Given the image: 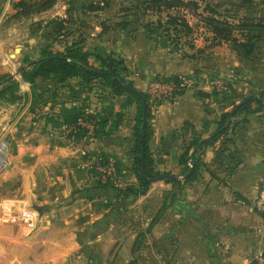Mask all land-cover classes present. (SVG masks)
I'll return each mask as SVG.
<instances>
[{"label": "crops", "instance_id": "1", "mask_svg": "<svg viewBox=\"0 0 264 264\" xmlns=\"http://www.w3.org/2000/svg\"><path fill=\"white\" fill-rule=\"evenodd\" d=\"M12 1L0 0V36L4 28H18L5 24L16 14ZM199 32V37L194 36L198 37L196 49L186 50L195 59L156 45L143 28V44L136 45L140 47L136 51L129 46L134 38H124L115 48L101 44L96 48L124 58L131 71L129 79L140 92L148 93L149 83L158 76L187 77L192 82L201 72L206 75L204 68L219 69L217 58L212 56L214 64L206 66L201 57L226 44L211 47L205 41L206 31ZM101 33L104 36V28ZM3 41L0 38V46ZM235 65L232 76L237 84L264 96V54L244 64L237 60ZM5 71L0 68V76ZM11 75L20 82L23 99L0 107V149L4 151L0 155V264H264V211L256 205L264 190L261 114L238 120L235 142L224 145L220 162L216 152L221 142L207 148L199 176L187 183L180 175L182 141L172 136L191 123L197 134L208 138L229 108L212 97L196 96L198 91L211 93L209 88L187 90L157 111L153 107L150 156L157 171L181 180L153 182L146 195L118 202L117 191L105 187L107 182L94 171L100 156L114 157L116 186L139 183L134 171L135 106L124 110L123 123L110 136L74 141L68 135L56 136L64 128L55 129L45 119L59 112V103L79 104L72 100L69 88L58 89L51 111L53 87L47 81H38L44 93L42 104L32 106L31 84L23 82L19 72ZM87 106L88 113L99 115L108 105ZM121 110L115 103V112ZM42 206L48 208L43 216L37 215L33 222L22 220L23 211L36 213Z\"/></svg>", "mask_w": 264, "mask_h": 264}, {"label": "trees", "instance_id": "2", "mask_svg": "<svg viewBox=\"0 0 264 264\" xmlns=\"http://www.w3.org/2000/svg\"><path fill=\"white\" fill-rule=\"evenodd\" d=\"M29 1L32 2V0ZM29 1L21 0L14 4V8L18 11L14 16L15 18L20 16L30 17L34 13L40 14L52 9L58 2V0H39L34 3ZM137 2L139 8L143 6L147 13L157 17L156 20L142 24L144 33L153 43L162 48H172L188 58H196L195 55L190 56L186 50L196 49L193 37L199 28H194L185 15L187 10L185 8L194 7L198 9L199 4L195 0H137ZM34 6H38V8L32 10ZM82 7L93 12L102 10L101 6L96 3L90 6L82 5ZM203 13L205 14L201 16L202 24L207 33L205 41L211 47L228 45L241 64L252 62L258 51H263L260 53L264 54V17L260 20L244 18L231 22L230 18L223 17L216 8L208 4L203 9ZM70 24V20L64 18L50 21L47 24V28L50 29L49 32L39 35L38 45L33 51L36 58L26 55L22 59L18 72L23 82L31 84V105L42 104L44 93L40 92L41 88L38 85L40 79L47 81L53 87L51 88L53 89L51 111L56 107L58 89L69 88L72 100L79 102V104L68 107L67 103H59V112L57 114L49 113L45 116V119L47 124L55 129L64 128L68 130V137L74 141L90 137L110 136L123 123L124 110L135 106L134 171L139 178V183L122 188L116 186L114 179L108 180L107 183H104V186L114 188L117 191L118 202L131 197L138 198L146 195L151 184L144 179L142 173V141L145 116L147 118L145 173L149 179L162 174L156 170L148 148L152 108L156 105V102L151 100L148 93L141 92L146 100L145 107L143 99L130 90L138 89L134 82L129 79L131 71L124 58L114 53H107L101 48L89 49L82 41L67 42L65 40L62 50L55 49V44H62L65 38L72 35L69 28ZM118 26H121L122 30H127L129 23L123 22ZM109 29L104 28V31L106 32ZM199 53L202 52L199 50ZM182 79H187V77L158 76L154 80L181 84ZM98 88L107 90L116 99H124L121 103V112H115V103L113 102L104 109L102 114L94 115L87 112L88 106L85 102L87 98H83V96L84 94L93 93ZM19 93L20 82L17 79L11 74L0 77V103H18ZM224 94L229 98L232 96L234 98V94L232 95L230 91ZM224 94H219L216 90L211 93L198 91L196 96L199 98L212 97L221 103L218 96L223 97ZM249 114H261L264 117L263 94L259 96L250 95L231 105V109L221 115L217 129L208 138L204 139L197 134L191 123H185L181 131L172 136L173 140L181 139L182 141L183 152L179 159L180 175L187 178V183L195 181L199 176L200 170L204 166L201 156L207 148L221 142L222 145L216 152V160L220 162L223 159L226 152V149L223 150L224 145L235 142V129L238 127V120ZM81 120L88 124L86 126L80 125ZM110 122V128L106 130ZM90 126H93L92 130ZM189 133L192 134L190 137ZM99 159L102 165H107L110 159L115 160L114 157L105 155L100 156ZM94 172L100 177L96 170ZM212 175L216 177L214 173ZM167 181L173 180L167 179Z\"/></svg>", "mask_w": 264, "mask_h": 264}, {"label": "rangeland", "instance_id": "3", "mask_svg": "<svg viewBox=\"0 0 264 264\" xmlns=\"http://www.w3.org/2000/svg\"><path fill=\"white\" fill-rule=\"evenodd\" d=\"M21 0H13L11 7L14 8V4ZM29 1V0H28ZM39 0L29 1L34 3ZM146 1V0H144ZM199 7L198 9L194 7L185 8L187 20L190 21V24L197 29L195 36L199 37V30L203 28L202 24V14L203 9L208 4L217 9L219 14L223 17L230 18L231 22L244 19V18H254L260 20L264 17V0H195ZM109 4L107 5V3ZM30 3V4H31ZM97 4L101 6V11L93 12L90 10L83 9L82 5L90 6L91 4ZM38 6H34L32 10H36ZM183 9V8H182ZM15 16V15H14ZM14 16L9 17L5 20V24L16 25L18 28H4L3 35L0 36L3 39V43L0 46L3 65L0 64V68L4 70L6 68L8 71L6 74H15L18 73V68L22 64V59L26 55H30L33 58H36V54L33 53L34 49L38 45L39 35L49 32L50 29L47 28V24L58 18H64L70 20L71 24L69 28L71 29V34L63 40L62 44H55L54 48L62 50L65 45V40L69 41H82L84 45L89 47V49L96 48L99 44L107 45L109 48H115L122 40L129 38L132 41L129 42V46L135 49L140 48L136 45L143 44L141 39V28L142 24L149 22L151 20H156V16L151 13H147L144 7H138L137 0H58L57 4L50 10L42 12L40 14H32L30 17L20 16L15 18ZM221 19V17H220ZM128 22L129 26L127 30H122L121 26L118 24ZM15 27V26H12ZM101 28H110L103 35H100ZM116 29V31L113 30ZM119 33V34H118ZM102 34V33H101ZM128 37V38H126ZM198 37H193V40H198ZM2 41V40H1ZM16 48H21L22 51L15 52ZM263 49L261 45V50ZM133 51V53H134ZM263 52V51H260ZM258 51L256 58L262 53ZM16 53V58H11L10 55ZM135 54V53H134ZM212 56L216 59V66L219 69H209L206 71V75L203 76L202 72L200 75H197L195 79L191 82L193 85L189 90L197 89H207L216 90L219 94L228 93L229 91L234 94V99L232 97H223L218 96L221 104L224 107L231 109V105L236 102H240L242 99L250 96L257 95L260 93L258 91H245L248 88L244 89V85L237 84L234 76L237 70L235 62V54L231 51L227 45H223L214 53H209L208 55H203L201 57L202 65L210 66L214 64L211 61ZM213 58V59H214ZM207 62V63H206ZM218 62V63H217ZM210 63V64H209ZM252 64V63H251ZM256 64V63H253ZM234 67V68H233ZM200 70V69H199ZM3 76V75H2ZM1 77V76H0ZM154 81V80H152ZM151 81V82H152ZM150 82V83H151ZM212 82L217 83V85H211ZM149 83V85H150ZM244 83V82H243ZM215 87V89H213ZM226 89V90H225ZM21 96V93H19ZM91 95L93 98H91ZM88 99H86V105L92 104L94 106H99V104L105 103L109 105L111 102H115L117 105H121L124 99H116L111 96L107 90L98 88L93 93H91ZM230 96V95H229ZM84 98V96H83ZM88 101V102H87ZM26 103V102H25ZM12 105L7 102H1L0 107ZM25 105V104H24ZM105 106V105H103ZM155 109V108H154ZM133 115L136 114V107L132 110ZM68 130L56 131V136H66L68 135ZM169 167H165L167 170ZM162 174H170V172L161 171Z\"/></svg>", "mask_w": 264, "mask_h": 264}, {"label": "built area", "instance_id": "4", "mask_svg": "<svg viewBox=\"0 0 264 264\" xmlns=\"http://www.w3.org/2000/svg\"><path fill=\"white\" fill-rule=\"evenodd\" d=\"M192 85L193 84L191 81L187 79H182L181 84H175L172 82L168 83L158 80L152 81L149 85L148 94L150 95L151 100L156 102V105H154V110H158L160 103L178 99L183 93L189 90ZM211 85H217V83L212 82ZM213 89H215V87H213ZM87 124L88 123L83 120L80 121V125L82 126H86ZM90 129L92 130L93 126H90ZM0 155L1 157L4 155L2 148L0 149ZM96 170L98 173H100L104 182H107L108 180H114L117 175L116 162L114 159H110L107 165H102L99 159L96 165ZM256 205L259 209L264 211V190L262 191L261 197L257 200ZM37 215V212L23 211L21 213V218L25 222H33L36 220Z\"/></svg>", "mask_w": 264, "mask_h": 264}, {"label": "water", "instance_id": "5", "mask_svg": "<svg viewBox=\"0 0 264 264\" xmlns=\"http://www.w3.org/2000/svg\"><path fill=\"white\" fill-rule=\"evenodd\" d=\"M22 49L21 48H17L15 49V52H21ZM16 53L12 54L11 55V58H16ZM132 92L136 93L138 96H140L142 99H143V102H144V105L146 107V100L144 98V96L142 95V93L139 91V90H136V89H130ZM18 100H22L23 97L22 96H18L17 97ZM145 113H146V108H145ZM146 127H147V118L146 116L144 117V125H143V141H142V173H143V177L144 179L148 182V183H153V182H156V181H159V180H174V181H180L181 179L178 178L177 176H174V175H171V174H161L157 177H154L152 179H149L145 173V156H146V140H145V137H146ZM187 178H183V180H186ZM36 211L39 215V217L43 216L45 214L46 211H48V208L46 206H42V207H39V208H36Z\"/></svg>", "mask_w": 264, "mask_h": 264}, {"label": "bare ground", "instance_id": "6", "mask_svg": "<svg viewBox=\"0 0 264 264\" xmlns=\"http://www.w3.org/2000/svg\"><path fill=\"white\" fill-rule=\"evenodd\" d=\"M2 164V163H1Z\"/></svg>", "mask_w": 264, "mask_h": 264}]
</instances>
